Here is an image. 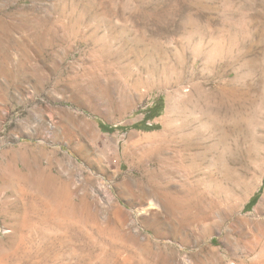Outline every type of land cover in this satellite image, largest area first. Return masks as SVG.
<instances>
[{"label": "rangeland", "instance_id": "rangeland-1", "mask_svg": "<svg viewBox=\"0 0 264 264\" xmlns=\"http://www.w3.org/2000/svg\"><path fill=\"white\" fill-rule=\"evenodd\" d=\"M7 150L5 264H264V0H0Z\"/></svg>", "mask_w": 264, "mask_h": 264}, {"label": "bare ground", "instance_id": "bare-ground-1", "mask_svg": "<svg viewBox=\"0 0 264 264\" xmlns=\"http://www.w3.org/2000/svg\"><path fill=\"white\" fill-rule=\"evenodd\" d=\"M39 219L40 220H43V216H40L39 217ZM45 220V219H44ZM32 231V230H31ZM23 231H21L20 232V235L17 237L19 240H21V242L20 241H18L20 244H15V245H12L11 246V257L12 258H14V262H16V263H18V264H21V263H23V262H27V261H29V258H30V260H32V256H31V254H32V251L28 248L29 246H24L23 244H21L23 241H25V239H27V237H28V239H30L31 237L30 236H25V235H22L23 233H22ZM30 232V231H29ZM30 242H32V240L30 241ZM29 242V243H30ZM17 243V242H16ZM33 243V242H32ZM31 243V244H32ZM24 244H25V242H24ZM30 244V245H31ZM37 245V244H36ZM35 245V246H36ZM33 246H34V244H33ZM35 248V247H34ZM37 249V248H36ZM35 252V251H34ZM10 253V252H9ZM36 254H38V252H36ZM34 255V254H33ZM31 256V257H30ZM35 256V255H34ZM34 256H33V259H34ZM4 257V256H3ZM1 258L0 259V264H5L4 263V258ZM5 258H6V255H5ZM11 258V259H12ZM7 259V258H6ZM9 259V258H8ZM9 261H11L12 263H13V261L12 260H10L9 259ZM34 262H35V260H33ZM37 261V260H36ZM10 262V263H11ZM32 262V261H31ZM40 262V261H39ZM7 263V262H6ZM38 263V262H37ZM37 263H33V264H37ZM41 264V263H40ZM43 264V263H42Z\"/></svg>", "mask_w": 264, "mask_h": 264}, {"label": "crops", "instance_id": "crops-1", "mask_svg": "<svg viewBox=\"0 0 264 264\" xmlns=\"http://www.w3.org/2000/svg\"><path fill=\"white\" fill-rule=\"evenodd\" d=\"M23 161L26 162L27 156H23ZM15 164V157L11 150L0 152V191H5V186L11 183L12 170Z\"/></svg>", "mask_w": 264, "mask_h": 264}, {"label": "trees", "instance_id": "trees-1", "mask_svg": "<svg viewBox=\"0 0 264 264\" xmlns=\"http://www.w3.org/2000/svg\"><path fill=\"white\" fill-rule=\"evenodd\" d=\"M155 108H156V106L153 107V109L149 112V114L146 116L145 120L151 119V118H153L157 114V113H155ZM255 196H253V198H251V200H250L249 203H251L254 200Z\"/></svg>", "mask_w": 264, "mask_h": 264}]
</instances>
